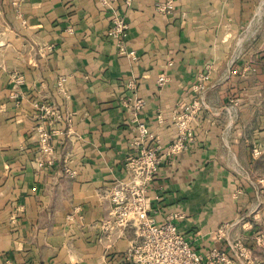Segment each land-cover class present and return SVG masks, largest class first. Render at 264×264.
I'll return each instance as SVG.
<instances>
[{
  "label": "crops",
  "instance_id": "crops-1",
  "mask_svg": "<svg viewBox=\"0 0 264 264\" xmlns=\"http://www.w3.org/2000/svg\"><path fill=\"white\" fill-rule=\"evenodd\" d=\"M168 1L0 0V264L124 259L134 229L112 231L107 241L102 223L111 218L113 187L134 179L139 129L109 89L144 97L142 119L162 138L165 154L149 191L163 201L151 210L158 222L187 198L185 168L195 165L187 150L172 153L180 148L171 145L175 113L193 125L192 148L234 146L225 140L240 124L229 94L246 68L233 57L255 53L250 38L264 52V0H171L167 12ZM117 22L127 26L122 35ZM59 75L67 95L56 91ZM160 111L166 121L158 127ZM179 226L202 251L212 247L201 229Z\"/></svg>",
  "mask_w": 264,
  "mask_h": 264
},
{
  "label": "rangeland",
  "instance_id": "rangeland-1",
  "mask_svg": "<svg viewBox=\"0 0 264 264\" xmlns=\"http://www.w3.org/2000/svg\"><path fill=\"white\" fill-rule=\"evenodd\" d=\"M247 42L250 50H255V53L245 57H233L234 63L244 58L246 68L243 79L235 77V85L229 94L233 97L230 109L240 124L235 127L233 136H227L225 140L233 139L234 146L222 145L218 151L205 148L201 150L199 145L192 148L196 136L185 113L176 112L172 120L179 134L171 145L173 148L176 145L180 148L171 152L178 155L187 150L185 159L195 161V165L185 168L187 198L174 201L173 204L181 206H176L177 210L167 217H173L182 227L194 225L203 231L204 240L209 238L207 242L212 245L204 252L211 254L213 249H216L217 254L210 261L212 264H264V52H256L257 40L250 38ZM11 74L17 85L21 78L19 73L14 70ZM66 80V75L58 76V94L70 93L71 89L66 86ZM135 88L133 84L132 89ZM137 88L139 91V85ZM130 90L109 89L107 95H116L120 106L134 115L136 127L139 129L134 144L139 148V154L134 156L132 161L136 160L135 166H138L135 168V176L138 175L140 179L138 183L143 185L144 192L150 197L149 191L154 188L151 184L153 185L155 176L160 173L165 152L160 148L163 144L161 136H152L151 125L142 119L147 100L136 92L130 94ZM19 92L17 86L10 89L14 99L22 95ZM163 114L162 111L158 113V127L166 121ZM241 123L246 127L242 136L239 134ZM142 124L146 126L145 133L141 130ZM147 140L151 142L148 148H145ZM129 178L131 175L122 183H128ZM157 190L161 191V186ZM157 197L155 200L150 197L152 209L154 203L163 202L161 195ZM132 201H128L129 205ZM104 223L102 227L106 232L107 241L112 231L117 235L125 232L119 228H106L108 225ZM125 243L121 242L122 245Z\"/></svg>",
  "mask_w": 264,
  "mask_h": 264
},
{
  "label": "built area",
  "instance_id": "built-area-1",
  "mask_svg": "<svg viewBox=\"0 0 264 264\" xmlns=\"http://www.w3.org/2000/svg\"><path fill=\"white\" fill-rule=\"evenodd\" d=\"M163 9L170 11L172 1L166 2ZM126 27V24L117 22L114 30L122 32V35ZM166 80L165 75L159 77L160 83ZM141 130L147 131L144 124ZM47 139L44 138L45 141ZM139 180L136 175L128 183L121 182L112 189L110 215L113 218L105 221L106 228L135 231V238L124 252V259L116 264H212L210 261L216 256V249L210 254L196 247L192 236L186 234L171 216L162 222L156 221L151 215L150 197ZM131 199L133 201L129 205Z\"/></svg>",
  "mask_w": 264,
  "mask_h": 264
}]
</instances>
